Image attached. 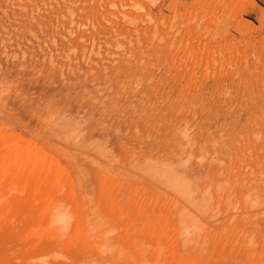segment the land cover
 Here are the masks:
<instances>
[{
    "label": "rangeland",
    "instance_id": "1",
    "mask_svg": "<svg viewBox=\"0 0 264 264\" xmlns=\"http://www.w3.org/2000/svg\"><path fill=\"white\" fill-rule=\"evenodd\" d=\"M0 14V41L18 37L0 43V151L40 174L31 199L56 186L36 224L24 208L31 230L29 183L13 188L0 156L10 264H264V0H0Z\"/></svg>",
    "mask_w": 264,
    "mask_h": 264
},
{
    "label": "bare ground",
    "instance_id": "2",
    "mask_svg": "<svg viewBox=\"0 0 264 264\" xmlns=\"http://www.w3.org/2000/svg\"><path fill=\"white\" fill-rule=\"evenodd\" d=\"M22 1H24V0H22ZM118 1H119V0H118ZM109 2H110V1H109ZM14 4H15V3H13V5H14ZM125 4H126V3H125ZM26 5H28V4H26ZM19 6H20V4H19ZM19 6H18V4H17V7H19ZM30 6H31V5H30ZM57 6H58V5H57ZM65 6H66V4H65ZM110 7H111V6H110ZM118 7H119V6H118ZM9 8H11V7H9ZM103 8H105V7H103ZM103 8H102V9H103ZM108 8H109V7H108ZM34 9H35V8H34ZM20 10H21V9H20ZM63 10H64V9H63ZM96 10H97V9H96ZM97 11H98V10H97ZM1 12H2V11H1ZM51 12H52V11H51ZM114 12H115V10H114ZM126 12H127V11H126ZM46 13H47V12L45 11V14H46ZM48 13H49V11H48ZM2 14H3V13H2ZM42 14H43V10H42L41 16H42ZM0 15H1V14H0ZM36 15H37V13H36ZM54 15H55V14H54ZM1 16H2V15H1ZM5 16H6V15H5ZM32 16H33V14H32V15L29 14V15H28V18H29V19H27V16L25 17V19H26V23L23 24L24 27H26V26L29 24V25H31L30 27L33 28V26H32L33 21L35 20V21L37 22V21L42 20V18H43V17L40 18L39 13H38V17L40 18V20H38L39 18H37V17L35 16V14H34V16H35L34 18H35V19L32 18ZM43 16H45V15H43ZM56 16H57V15H56ZM104 16H105V15H104ZM45 17H46V16H45ZM58 17H59V16H58ZM60 17H61V16H60ZM60 17H59V19H60ZM36 18H37V20H36ZM48 18H50V17H46L47 20H48ZM53 18H54V16H53ZM95 18H96V17H95ZM4 19H5V17H4ZM44 19H45V18H44ZM54 19H55V18H54ZM59 19H56V20H59ZM61 19H63V18L61 17ZM35 21H34V22H35ZM12 22H13V21H12ZM36 22H35V23H36ZM43 22H44V21H43ZM46 22H48V23H49L48 25H50V24L53 22V20H52V22H49V21H46ZM9 23H10V22H9ZM30 23H31V24H30ZM35 23H34V24H35ZM60 23H61V21H60ZM105 23H106V22H105ZM3 24H4V23H3ZM3 24H2V22H0V25L3 26ZM34 24H33V25H34ZM36 24H38V22H37ZM36 24H35V25H36ZM40 24H41V23H40ZM42 24H43V23H42ZM53 24L55 25V23H53ZM57 24H58V22H57ZM159 24H160V23H159ZM16 25H17V24H16ZM29 25H28L27 27H29ZM63 25H64V23L61 24V27H59V25H58V26L55 25V27H57V28L59 27L60 29H61V28L64 29V28H63ZM71 25H72V24H71ZM115 25H116V24H115ZM4 26H5V24H4ZM6 26H7V25H6ZM12 26H13V25H8V27H9V31L7 30L8 33H7V31L4 30L5 28L3 29V31H5V34H6V35L9 34V35H7L6 38H1L0 43L3 44V43L6 42V41H12V40L15 41V40H18V37H17V38H16V37L13 38V37H14L13 34H15V32H14L13 30L11 31L10 28H11ZM42 26H43V25H42ZM42 26H41V27H42ZM44 26H45V25H44ZM44 26L41 28L40 25H39V27H40L41 30H43ZM99 26H100V25H99ZM111 26H112V25H111ZM113 26H114V25H113ZM0 27H1V26H0ZM13 27H15V26H13ZM52 27L54 28V26H52ZM104 27H105V26H104ZM114 27H115V26H114ZM21 28H22V27H21ZM46 28H47V27H46ZM46 28H45L44 32H46ZM0 29H1V28H0ZM36 29L38 30V27H37ZM48 29L52 31L51 28H48ZM100 29H102V28H100ZM112 29H113V28H112ZM115 29H116V28H115ZM118 29H119V28H118ZM37 30H35V31L37 32ZM104 30H105V29H104ZM116 30H117V29H116ZM32 31H34V30H32ZM102 31H103V30H102ZM117 31H119V30H117ZM41 32H42V31H41ZM56 33H57V32H56ZM58 33H59V32H58ZM61 33H62V32H61ZM102 33H103V32H101V34H102ZM0 34H2V33H0ZM3 34H4V32H3ZM37 34H38V33H37ZM40 34H41V33H40ZM42 34H43V33H42ZM59 34H60V33H59ZM44 35H46V34H44ZM105 35H106V34H105ZM1 36H3V35H1ZM38 37H39V34H38ZM48 37H50V36H48ZM52 37H53V36H52ZM54 37H55V36H54ZM110 37H111V34H110ZM29 38H30V37H29ZM41 38H42V37H41ZM50 38H51V37H50ZM20 39H21V38H19V40H20ZM74 39H76V38H74ZM81 39H83V38H81ZM93 39H94V38H93ZM53 40H54V39H53ZM77 41H78V40H77ZM77 41H76V42H77ZM17 42H18V41H17ZM21 42H22V41H21ZM53 42H54V41H53ZM44 45H45V44H44ZM24 46H25V45H24ZM64 46H65V45H64ZM29 48H30V47H29ZM64 50H65V49H64ZM31 51H32V50H31ZM46 51H47V50H46ZM64 52H65V51H64ZM23 55H24V54H23ZM50 58H51V57H50ZM64 59H65V58H64ZM48 60H49V59H48ZM50 61H51V60H49V62H50ZM74 62H75V61H74ZM21 63H22V62H21ZM48 65H49V64H48ZM52 65H53V64H52ZM52 65H50V66H52ZM63 65H64V64H63ZM65 88H66V87H65ZM61 90H62V89H61ZM17 141H19V140H17ZM5 142H6V141H5ZM5 142H4V143H5ZM24 142H25V141H24ZM24 142H22V143H24ZM7 143H8V141H7ZM10 143H11V142H10ZM25 144H26V143H25ZM6 145H7V144L5 143V145H4L5 148H8V147H6ZM14 145H15V144H14ZM19 145H20V143H19ZM26 145H27V144H26ZM2 146H3V145H2ZM4 146H3V148H4ZM9 146H10V145H9ZM10 147H11V146H10ZM16 147H17V144H16ZM21 147H22V146H21ZM0 148H1V146H0ZM5 148H4L3 150L0 151V156H1V158H2V157L4 158V156H5V158H6V155H8V153H9V151H10V150L8 149V153H6V155H3L2 153H3V152L5 153V151L7 150V149H5ZM24 148H25V145H24ZM26 148H27V147H26ZM12 149H13V148H12ZM28 149H29V148H28ZM20 151H21V150L19 149V151H16V153H17V152L22 153L23 149H22L21 152H20ZM31 151H32V152H31ZM31 151H30L31 154H35V152H36L37 150H36L35 152H33V149H32ZM14 152H15V150H14ZM14 152L11 151L12 156L14 155ZM25 152L27 153V150H26V149H25L24 152H23V153H24V156H26V155H25ZM37 152H38V151H37ZM11 153H10V155H11ZM19 153H18V154H19ZM38 153H40V152H38ZM1 154H2V155H1ZM31 154L29 153L28 155H31ZM41 155H42V154H41ZM8 156H9V155H8ZM12 156H11V157H12ZM14 156H17V154L14 155ZM24 156L22 155V156L19 157V155H18V157H19L20 159L23 157L22 160H24V162H25V161L27 162V160H26L25 158H27L28 156L25 157V158H24ZM36 156L39 157V154L36 153V155H35L34 157H36ZM11 157L9 156V159L6 158V159H4L3 161L1 160V162H5V163H6L5 160L8 159V160H7V163H8L9 160L12 159ZM34 157H33V158H34ZM3 158H2V159H3ZM28 158H29V157H28ZM14 159H15V157H14ZM14 159L12 160V163H13V161L15 162ZM38 159H42V158L39 157ZM46 159H48V162H50V161H49V158H46ZM46 159H45V160L42 159V162H45L44 164L47 163ZM34 160H35V159H33V161H34ZM30 161H32V160H30ZM40 161H41V160H40ZM16 162H17V161H16ZM16 162H15V164H14V163L11 164V162H9L7 165H5V166H6V169H7V166L12 165V166H13V170H14L13 172H14V173L16 172L15 176H17V178H15V177H14V179L12 178V179H13V182H14L15 179H16V180H17V179L20 180L19 183L21 182V183L18 185V180H17V181L15 180V181H16V184H14L13 188H14L15 186H16L15 188H17V186H18V190L20 191L19 188L21 187V185H22L23 182L26 181V184H27V182L29 183V184H27L28 187L25 188V191H24L23 188L21 189V190H23V191L25 192V193L23 192V193L25 194V195H24V194H23V195H24V198L27 199V202H29V206H30V203H31V204L35 203V202H33V201L35 200V199H33V198H36V199H37V197H36L37 194H39V193H41V194H39V196H38V199H37L38 201L36 200L37 203L34 204L33 206H30V207H27V206H26V205H28V203L25 204V203H26V202H25L26 199L23 198V201H21V200H22L21 198H22L23 196H21L20 199H19L18 197H17V199H16V200H17L16 202H18V201L20 200V202H18L19 207L17 206V205H18L17 203H14V204H13V203H10V202H9V195H10V197H11L12 202H14V200H15L14 197H12V195H11L12 193H11V194H8V193H6V192L3 193V195H4L5 193H6V195H8V196H7V199H8V202H9V203L7 202V199L5 200V202H6V204L8 203V206L10 205L11 208L13 207L12 205H14V206L16 205V208L18 207L19 210H21V212H22V214H23V215H21V216H23V218H21V219H24L25 221H26L25 216H26V218H27L28 215L31 216V212L33 211L34 214L32 213V216L34 215L35 219H34V217L31 216V218H33V219H32L33 221L31 220V222H34V223H35L36 220H38V219L40 220L39 216L41 217L40 212H38V209H39V211H40V204L43 205V204L45 203V201H47L49 197L51 198V196H53V193L55 192L53 189H52V193H51L50 190H49L50 192L47 191V188L49 189V188H50V187H49L50 185H51V188L54 187V186L52 185L53 182H51V184H49L46 188H43L44 191H45V189H46L45 194H46V192H47V194L50 193V194H48L49 196H47V199H46V200L44 199L45 201H43V198H45L46 195L43 194L44 191L42 190V187H41V190H40V186H41V184L43 183V181H42V183H40V185H38L39 188L37 187L36 190L34 189V194H33V197H32V199H31L30 192L32 193L33 189H32V190H28V189H29V188H30V189H31V188H35V185L37 186L36 183H39L40 174H39L37 180L35 179V175H36V173H35V175H33L34 177L32 176L33 179H35V180H34V181H35V184H33L34 187H31L33 182H31V185H30V182H29L30 179L27 177V175L22 174L20 170H19V172H18L19 175L17 174V170H18V169H16V168H18L19 166L17 165ZM19 162H21V161H19ZM26 162H25V163H26ZM28 162H29V160H28ZM28 162H27V163H28ZM36 162H37V166H38V163L41 164V162H39V161H37V160H36ZM36 162H29V163H32L33 166H34V165L36 166ZM5 163H4V164H5ZM22 163H23V162H22ZM22 163H20V165L25 164V163H23V164H22ZM34 163H35V164H34ZM9 164H10V165H9ZM42 164H43V163H42ZM42 164H41V165H42ZM0 165H1V164H0ZM2 165H3V164H2ZM2 165H1V169L3 168ZM26 165H27V164H26ZM47 165H48V163H47L46 165H44V168H46ZM5 166H4V167H5ZM12 166H11V167H12ZM23 166H24V165H23ZM35 166H34V167H35ZM37 166H36V167H37ZM49 166H52L51 163H50ZM53 166H54V165H53ZM11 167H10V168H11ZM28 167H29V171H27V168H26V171L29 173V172H30V169H31V167H32V165L30 164V165H28ZM34 167H33V170H34L35 172H36V170L39 172V170H38L39 168H37V169L35 170ZM14 168L16 169V171H15ZM40 168H41V166H40ZM44 168H43V169H44ZM8 169H9V167H8ZM8 169H7V170H8ZM11 169H12V168H11ZM11 169H9V171H7L8 173H10L9 176H12V175H11V172H10ZM43 169H42V170H43ZM3 170H4V172H3ZM3 170H2L1 172H3V174H4L6 170H5V168H3ZM33 170H31V173L34 174ZM7 172H6V173H7ZM42 172H43V171H41L40 173L43 174ZM51 172H52V170H51ZM51 172H50V170H49V173H50L51 175H52V173H53V174H54V173H56V174L59 173V172H55V171H53L52 173H51ZM61 172H62V171H61ZM8 173H7V174H8ZM14 173H13V174H14ZM44 173H45V172H44ZM46 173H47V172H46ZM46 173H45V174H46ZM37 174H38V173H37ZM45 174H43V176H44ZM1 175H2V173H1ZM51 175H47V177H46V175H45V177H44L45 183H50V182H48V180L50 179ZM60 175H61V174H60ZM9 176L6 175V176L4 177V175H3V177H4L5 179H3L2 182H0V189H1V190L3 189V186H4V188H6L5 185H6V184L8 185V182L5 183V180H6V181L12 180V179H9ZM13 176H14V175H13ZM49 176H50V177H49ZM58 176H59V175H58ZM29 177L31 178V176H29ZM54 177H57V175H55ZM10 178H11V177H10ZM46 178H48V179H46ZM27 179H29V180H27ZM31 179H32V178H31ZM33 179L30 180V181H33ZM41 179H42V176H41ZM0 180H1V177H0ZM37 181H38V182H37ZM46 181H47V182H46ZM60 181H61V180H60ZM64 181H65V180H64ZM99 181H100V180H99ZM13 182H10V183H12V185H13ZM54 182H55V181H54ZM2 183H3V186H2ZM14 183H15V182H14ZM61 183H62V182H61ZM4 184H5V185H4ZM54 184L56 185V183H54ZM7 185H6V186H7ZM10 185H11V184H10ZM10 185H9L8 189L10 188ZM24 185H25V184H24ZM29 185H30V186H29ZM44 185H45V184H44ZM58 185H59V184H58ZM19 186H20V187H19ZM52 186H53V187H52ZM11 187H12V186H11ZM24 187H26V186H24ZM43 187H45V186H43ZM55 187H56V186H55ZM55 187H54V188H55ZM58 187H60V186H58ZM62 187H63V186H62ZM64 187H65V185H64ZM68 187H69V186H68ZM13 188H12V190H13ZM60 188H61V187H60ZM10 189H11V188H10ZM37 189L39 190V193H38ZM56 189H57V188H56ZM1 190H0V193H1L0 198H2V197H3V198L6 197V195L2 196V192H3V191L1 192ZM12 190H10V191H12ZM65 190H66V189H65ZM5 191H8V190L5 189ZM19 191H18V192H19ZM26 191H29V193L26 192ZM35 191H37V194H36V195H35V193H36ZM41 191H42L43 193H42ZM57 191H58V190H57ZM63 191H64V190H63ZM14 192H15V190H14ZM16 192H17V189H16ZM64 192H65V191H64ZM20 193H21V192H20ZM20 193H19V194H20ZM26 193H27V195H26ZM62 194H63V192H62ZM17 195H18V194H17ZM28 195H29L30 197H28ZM31 195H32V194H31ZM34 195H35V197H34ZM41 195H42L43 198L41 197ZM43 195H44V196H43ZM15 196H16V195H15ZM54 196H55V194H54ZM54 196H53L52 198H54ZM57 197H58V196H57ZM3 198H2V200H4ZM12 198H13L14 200H13ZM28 198H29V201H28ZM40 199H42V200L40 201ZM2 200L0 199V202H1ZM30 201H32V202H30ZM48 201H49V200H48ZM121 201H122V200H121ZM3 202H4V201H3ZM40 202H42V203H40ZM43 202H44V203H43ZM50 202H51V201H50ZM50 202H49V203H50ZM53 202H54V201H53ZM119 202H120V201H119ZM21 203H22V204H21ZM51 203H52V202H51ZM1 204H2V202H1ZM20 204L22 205V208H23V209H24L25 207H26L27 209L33 207V210H32V208H31L32 211H31V210L24 209V210H26V211H24V212H26V214H25V216H24V212H23V209L20 208ZM24 204H25V205H24ZM56 204H57V203H56ZM23 205H24V206H23ZM8 206H7V207H8ZM10 206H9V207H10ZM34 206H35V207H34ZM36 206H37V207H36ZM38 206H39V207H38ZM9 207H8V208H9ZM139 207H140V206H139ZM13 208H14V207H13ZM4 209H5V206H4ZM9 209H10V208H9ZM9 209H7V210L9 211ZM12 210H13V209H12ZM19 210H17V211H19ZM10 211H11V210H10ZM17 211H15L16 214L18 213ZM36 211H37V212H36ZM27 212L30 213V214H28ZM42 212H43V211H41V213H42ZM134 212H135V211H134ZM134 212H133V213H134ZM175 212H176V211H175ZM175 212H174V213H175ZM15 213H14V214H15ZM19 213H20V211H19ZM19 213H18V214H19ZM36 213H37V214H36ZM9 214H10V212H9ZM18 214H17V215H18ZM27 214H28V215H27ZM43 214H44L43 217H45V215L48 214V212H47L46 214H45V212H44ZM136 214H137V213H136ZM151 214H152V212H151ZM6 216H8V215H6ZM46 216H47V215H46ZM19 217H20V216H19ZM141 217H142V216H141ZM31 218L28 217V218H27L28 220H27L25 223H27L28 225H29V223H30V227H31V230H32V226H31V225H33L34 223H31V222H30V219H31ZM37 218H38V219H37ZM3 219H4V218H3ZM8 219H9V217H8ZM10 219H11V218H10ZM42 219H43V218H42ZM5 220H7V219H5ZM17 220H18V216H17ZM2 221H3V220H2ZM2 221L0 220V225H1V222H2ZM11 221H12V220H11ZM15 221H16V220H15ZM20 221H21V220H19V222H20ZM41 221H42V220H41ZM5 222H6V221H5ZM17 222H18V221H17ZM17 222H16V223H17ZM23 222H24V221H23ZM2 223H3V222H2ZM6 223H7V222H6ZM6 223H5V224H6ZM21 223H22V222H21ZM25 223H24V225H22V226L25 227ZM36 223H37V222H36ZM36 223H35V224H36ZM40 223H41V222H40ZM9 224H10V222H9ZM18 224H19V223H18ZM18 224H17V225H14V224H13V226H18ZM38 224H39V222H38ZM1 226H2V225H1ZM10 226H12V225H10ZM19 226H20V225H19ZM22 226H21V228H22ZM33 226H34V225H33ZM39 226H40V225H39ZM8 227H9V226H8ZM8 227H7V229H8ZM12 228H13V227H12ZM17 228H18V227H17ZM21 228H20V229H21ZM40 228H41V227H40ZM0 229H1V228H0ZM13 229H14V228H13ZM23 229H24V228H23ZM23 229H22V230H23ZM28 229H29V226H28ZM28 229H27V232H28V231L31 232V230H30V229L28 230ZM38 229H39V228H38ZM10 230H12V229H10ZM14 230H15V229H14ZM25 230H26V227H25ZM36 230H37V229H36ZM2 231H3V230H2ZM19 231H20V230H19ZM37 231H38V230H37ZM40 231H41V230H40ZM6 232L8 233V231H6ZM12 232H13V231H12ZM20 232H21V231H20ZM34 232H35V231H34ZM8 234H9V233H8ZM23 234H24V233H23ZM33 234H34V233H33ZM37 234H39V233L37 232L36 235H37ZM3 235H4V232H2V237H3ZM12 235H13V234H12ZM16 235H18V233H16ZM16 235H14L13 238H14V237L16 238ZM5 236H7V235H5ZM24 236H25V235H24ZM40 236H41V235H40ZM17 237H18V236H17ZM37 237H38V236H37ZM37 237H36V238H37ZM26 238H27V235H26ZM26 238H25V240H26ZM32 238H33V237H32ZM40 238H41V237H40ZM2 239H3V238H2ZM5 239H6V238H5ZM8 239H9V237H8ZM22 239H24V238L22 237ZM34 239H35V237H34ZM34 239H33V240H34ZM28 240H29V239H28ZM6 241H7V240H6ZM11 241H13V240L11 239ZM11 241H10V242H11ZM23 241H24V240H22V242H23ZM35 241H36V239H35ZM35 241H34V242H35ZM42 241H43V240H42ZM14 243H15V242H14ZM31 244H32V243H31ZM45 244H46V242H45ZM45 244H44V245H45ZM8 245H9V242H8ZM10 245H11V243H10ZM16 245H17V243H16ZM16 245H15V246H16ZM26 245H27V244H26ZM29 245H30V243H29ZM44 245H43V246H44ZM1 246H2V241H1ZM5 246H6V245H5ZM15 246H14V247H15ZM27 246H28V245H27ZM35 246H36V245H35V243H34V247H35ZM16 247H17V246H16ZM29 247H30V246H29ZM48 247H49V246H47V248H48ZM3 248H4V245H3ZM5 248H7V247H5ZM9 248H10V246H8V250H9ZM44 248H45V247H44ZM12 249H13V248H12ZM12 249H10V250L12 251ZM39 250H40V249H39ZM44 250H45V249H44ZM46 250H47V249H46ZM5 252H6V251H5ZM9 252H10V251H9ZM16 252H17V251H16ZM6 254H7V253H6ZM9 254H10V253H9ZM2 255H3V253H2V249L0 248V264H10V263H12V262H10V261L8 262V261L6 260V258H5L6 255H5V254H4L5 256H4V255L2 256ZM7 256H8V254H7ZM2 257L5 258V259H3ZM10 257H12V255H11ZM24 260H25V259H24ZM22 262H23V260H22ZM23 263L25 264V262H23ZM30 263H31V262H30ZM21 264H22V263H21Z\"/></svg>",
    "mask_w": 264,
    "mask_h": 264
}]
</instances>
